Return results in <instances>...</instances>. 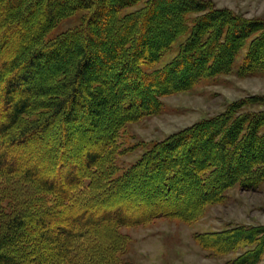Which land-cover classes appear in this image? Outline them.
Masks as SVG:
<instances>
[{
  "label": "trees",
  "instance_id": "obj_1",
  "mask_svg": "<svg viewBox=\"0 0 264 264\" xmlns=\"http://www.w3.org/2000/svg\"><path fill=\"white\" fill-rule=\"evenodd\" d=\"M0 29V264H134L122 228L193 223L229 190L264 184V109L254 110L264 97L148 143L120 174L116 162L121 132L159 114L164 98L233 72L264 74V23L201 0H0ZM83 117L98 145L80 156L63 142L73 158L60 147L56 174L8 157L29 141L43 151L52 123ZM141 174L156 178L143 197L123 186ZM196 236L212 256L237 254L232 264L264 254V226Z\"/></svg>",
  "mask_w": 264,
  "mask_h": 264
},
{
  "label": "rangeland",
  "instance_id": "obj_2",
  "mask_svg": "<svg viewBox=\"0 0 264 264\" xmlns=\"http://www.w3.org/2000/svg\"><path fill=\"white\" fill-rule=\"evenodd\" d=\"M201 1L207 2L215 8L230 10L250 22L264 23V0ZM38 10L30 17V22L37 19ZM71 24L74 25V23ZM68 27L66 21L58 30ZM247 48L248 46H245L243 55L247 53ZM2 53L4 54L0 49V56ZM167 58L169 59V57ZM163 62L164 60L161 64ZM2 93L0 84V107L4 104ZM250 97H264V74L243 77L238 76L237 72H233L214 81L202 83L191 91L164 98L162 100L163 108L159 114L129 124L121 132L122 137L118 142L120 148L126 152L116 160L120 167L119 174L139 160L148 143L162 141L171 134L203 119L224 112L233 102ZM262 109L264 106L254 108V110ZM87 122L86 117L80 121L66 124L59 119L52 123L49 131L41 139V142H46V149L37 150L39 145L32 141L27 144L18 143L11 146L8 157L16 156L18 161L15 162V165L21 170L26 169L28 165L37 164L44 173L56 174L57 161L61 159L59 154L62 151H65L63 154H66L68 158H73L68 154L63 142L66 147L70 146V143H74L76 148L73 154L75 155L79 151L80 156L86 150L83 149L84 147H90L92 143V146L98 145H96V142H99L97 137L93 141L88 138L87 131L84 129ZM103 124L105 125L106 122ZM84 141L83 146L80 143ZM50 146H54L55 149H50ZM60 147L62 151H59ZM63 154L62 158H64ZM155 180L156 178L152 177L144 178L141 174L136 175V179L133 181L134 185L127 183L123 186L127 190L132 189L131 186L137 187L139 197H143L142 191L145 188H151ZM141 201L145 200H139L138 203ZM169 203L171 206L175 205ZM98 204L100 203L95 202L92 205L93 210L98 208ZM187 204L190 207L194 205L192 200L186 201L184 205ZM238 225L264 226V184L256 190H245L240 186L229 190L223 203L209 207L204 216L193 223L162 218L144 225L122 228V232L131 239L129 249L124 256L134 264H232L238 256L237 254L212 256L196 242V234L222 231L229 226ZM40 252L43 251L38 249L37 253ZM258 264H264V254Z\"/></svg>",
  "mask_w": 264,
  "mask_h": 264
}]
</instances>
